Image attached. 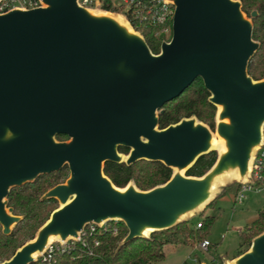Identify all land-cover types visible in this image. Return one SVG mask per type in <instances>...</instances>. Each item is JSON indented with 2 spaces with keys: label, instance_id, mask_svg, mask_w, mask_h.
<instances>
[{
  "label": "water",
  "instance_id": "1",
  "mask_svg": "<svg viewBox=\"0 0 264 264\" xmlns=\"http://www.w3.org/2000/svg\"><path fill=\"white\" fill-rule=\"evenodd\" d=\"M163 3L174 8L172 34L158 53L127 20L131 31L103 15L113 14L81 7L77 0H42L40 8L0 14L3 234L21 218L7 207L11 188L65 165L69 169L63 183L41 196L59 205L34 237L0 264H31L48 236L77 238L88 223L122 221L127 234L120 245L149 237L202 211L222 189L213 192L211 184L224 171L237 168L249 178L250 151L260 146L264 127V78L247 73L259 46L252 21L238 0ZM197 77L217 108L214 130L226 150H216L214 164L192 176L183 172L215 150L213 130L195 116L159 128L158 116ZM57 135L69 141H57ZM139 160L163 163L172 169L171 177L141 190L133 181L117 187L104 174L106 161ZM222 264H264V230Z\"/></svg>",
  "mask_w": 264,
  "mask_h": 264
},
{
  "label": "trees",
  "instance_id": "2",
  "mask_svg": "<svg viewBox=\"0 0 264 264\" xmlns=\"http://www.w3.org/2000/svg\"><path fill=\"white\" fill-rule=\"evenodd\" d=\"M238 1L241 3L242 12L252 21V38L259 43L257 50L248 62L247 73L255 80L263 79L264 0ZM144 2L146 8L150 9L156 17L163 10L169 12L167 21L161 24L157 20L151 19V16L143 21L134 18L131 12L126 13L125 18L136 31L141 33L151 51L158 53L162 41H168L171 37L174 8L172 5L163 6L160 0H145ZM102 10L110 13L122 11L120 7H113L108 0L105 1ZM252 12H256L254 18L251 17ZM165 27L170 28L168 35L163 32ZM209 95L202 79L197 77L183 93L164 104L163 111L158 116V127L164 128L184 117L195 116L208 125L211 130H214L217 108L208 100ZM63 137L67 136H56L57 139ZM119 151L126 154L128 149L119 147ZM216 158V150L201 155L186 170V175H203L214 164ZM103 171L115 186L124 187L128 182L133 181L141 190H147L166 182L172 174V169L163 163L147 160H139L130 165L124 162L106 161ZM68 175L69 169L65 165L58 171L42 174L32 182L10 189L7 195V207H11L12 213L21 218L9 234H3L0 225V262L9 259L18 247L34 237L38 228L57 207L56 199H41V196L48 189L63 183ZM256 184L264 185V164L260 169V177L256 180ZM229 187V185L224 186L219 195L207 207L214 206L216 199L223 195ZM239 187L240 183L236 182L235 192ZM200 216L203 214L201 213ZM215 218V215H206L200 221V227L193 226L190 220H184L171 228L153 231L149 237H137L121 245L120 241L126 236L127 228L122 221H113L112 225L116 227L117 232L113 233L112 230H109L97 234L98 246H94L89 238V247L87 248L76 242L67 252L57 254L51 262L42 261L39 257L31 264H157L165 257L163 253L165 246L172 243L192 245L207 239V233ZM263 230L264 207L258 209L255 219L239 232L240 246L247 245V249L251 239ZM243 251L240 249L237 254Z\"/></svg>",
  "mask_w": 264,
  "mask_h": 264
},
{
  "label": "rangeland",
  "instance_id": "3",
  "mask_svg": "<svg viewBox=\"0 0 264 264\" xmlns=\"http://www.w3.org/2000/svg\"><path fill=\"white\" fill-rule=\"evenodd\" d=\"M99 11L106 12L102 10ZM122 13L123 11L111 14L121 16L126 20ZM166 35H168V33ZM212 132L216 134L215 130ZM56 140L69 141V138H56ZM183 174L186 173L183 172ZM235 183L236 181H233L228 184L230 187L223 195L216 199L214 206L207 208L203 216L196 215L190 220L191 224L196 226L197 221L200 222L206 215L216 216L206 236L211 243V245L208 246L209 250L201 249L198 246L199 243H194L192 245L172 243L164 247L163 253L165 257L157 264H222V259L216 258L217 254L231 255L233 252H235L234 254L238 252L239 248H241L239 230H243L249 225L257 216L258 209L264 207V191H246L243 201L237 203L234 202L236 194ZM58 205L59 202L57 201V206ZM246 247L247 245H244L241 250H245Z\"/></svg>",
  "mask_w": 264,
  "mask_h": 264
},
{
  "label": "built area",
  "instance_id": "4",
  "mask_svg": "<svg viewBox=\"0 0 264 264\" xmlns=\"http://www.w3.org/2000/svg\"><path fill=\"white\" fill-rule=\"evenodd\" d=\"M106 0H77V4L81 7L92 9V10H102ZM113 7H120L123 11V15L131 12L134 18L146 21L149 16L151 19L157 20L159 23L164 24L167 21L169 12L164 11L157 17L152 14V11L145 6V0H108ZM163 6H170L171 4H164L163 0H160ZM42 0H0V14L7 13L9 11L18 9L22 11L32 10L42 7ZM170 28L165 27L163 29L164 33H169ZM264 164V127H263V139L255 152L254 159L252 162V171L248 178V181L240 183V187L235 194V202L241 203L245 197L246 191H264V185H257L256 180L260 177V169ZM117 222L118 220H106L99 224L88 223L81 231L77 238L69 237L64 242L55 241L49 244L43 251L41 255L37 258H41L42 261L51 262L57 254H62L67 252L76 242L80 243L83 247H89L88 239L91 238L94 246L99 245V240L97 234L105 231L112 230L113 233L117 232L115 226L112 222ZM201 223L196 224L200 227ZM210 242L208 239H204L199 242L198 246L207 250ZM91 253V252H90Z\"/></svg>",
  "mask_w": 264,
  "mask_h": 264
},
{
  "label": "bare ground",
  "instance_id": "5",
  "mask_svg": "<svg viewBox=\"0 0 264 264\" xmlns=\"http://www.w3.org/2000/svg\"><path fill=\"white\" fill-rule=\"evenodd\" d=\"M104 16L110 17L112 18L113 21H115L119 26L124 27L127 31H131L130 27L128 26V24L126 23V21L121 17V16H114V15H110V14H103ZM221 110V106H218V111ZM210 147L212 149L218 150V151H225L226 150V146H225V141L218 136V134H214L212 133V137H211V141H210ZM258 149L257 146H253L251 148L250 151V159L248 162L249 168L252 165L253 159H254V155L256 150ZM180 173H182V170L180 171ZM233 181H240L241 183L248 181V177L247 176H242L239 174L237 168L231 169L229 171H224L222 174L218 175L215 180L213 181V183L211 184V190L214 192L217 190L218 187H224L226 185H228L229 183L233 182ZM212 195V192L209 193V197ZM203 203L200 204L198 207V209H200L202 207ZM192 213L186 214L183 216V218H188ZM148 231H150V229L144 230L143 233L144 234H148ZM66 239H61L59 235H50L47 238L46 241V246L45 248L55 242H64ZM40 255V253L38 251H36L33 254V257H38Z\"/></svg>",
  "mask_w": 264,
  "mask_h": 264
},
{
  "label": "crops",
  "instance_id": "6",
  "mask_svg": "<svg viewBox=\"0 0 264 264\" xmlns=\"http://www.w3.org/2000/svg\"><path fill=\"white\" fill-rule=\"evenodd\" d=\"M223 188V187H222ZM222 190V189H221ZM221 190H220V192H221ZM219 192V193H220ZM219 193L217 194V195H219ZM216 198V197H215ZM234 202H235V200H234ZM207 206L202 210V211H200V212H196V213H193V214H191L188 218H187V220H191V218L192 217H194V216H196V215H198V216H200V214L202 213L203 215H204V213L206 212V210H207ZM255 219V218H254ZM253 219V220H254ZM252 220V221H253ZM198 222V221H197ZM241 230H239V232H240ZM210 245H211V243H210ZM241 245V244H240ZM241 247V246H240ZM242 248V247H241ZM241 248H239V250L241 249ZM207 250H209V248L207 249ZM238 250V251H239ZM227 253V252H226ZM235 252H233V254H217V256H216V258H221V259H228V260H231V259H233L235 256H237L238 254V252L236 253V254H234ZM213 258H215V257H213ZM210 264V263H209Z\"/></svg>",
  "mask_w": 264,
  "mask_h": 264
}]
</instances>
